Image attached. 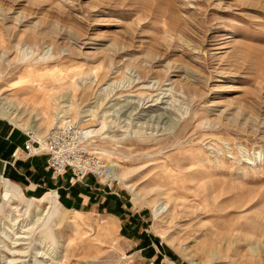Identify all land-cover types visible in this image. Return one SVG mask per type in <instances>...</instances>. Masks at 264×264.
I'll return each instance as SVG.
<instances>
[{"label":"rangeland","instance_id":"rangeland-1","mask_svg":"<svg viewBox=\"0 0 264 264\" xmlns=\"http://www.w3.org/2000/svg\"><path fill=\"white\" fill-rule=\"evenodd\" d=\"M4 103L118 179L0 186V264H264V0H0Z\"/></svg>","mask_w":264,"mask_h":264},{"label":"crops","instance_id":"crops-1","mask_svg":"<svg viewBox=\"0 0 264 264\" xmlns=\"http://www.w3.org/2000/svg\"><path fill=\"white\" fill-rule=\"evenodd\" d=\"M26 139L27 136L21 129L16 128L7 119H0V174H5L19 183L16 184L10 179L0 176L7 182V185L4 186L6 191H14L25 198L24 194L27 193L30 197H33L31 199L38 200L34 198L44 193L43 197H45L48 195V191L56 189L63 195V200L68 205H73L79 203V201H76L75 195L78 194L85 198L83 192H91V189L98 183L92 175L74 182L72 181L71 171L59 176L54 175L53 171L48 168L45 155L27 156L24 149ZM56 196L58 203L61 205L57 194ZM81 204H86V201L84 200Z\"/></svg>","mask_w":264,"mask_h":264},{"label":"built area","instance_id":"built-area-1","mask_svg":"<svg viewBox=\"0 0 264 264\" xmlns=\"http://www.w3.org/2000/svg\"><path fill=\"white\" fill-rule=\"evenodd\" d=\"M24 149L28 157L45 155L47 165L54 175L72 172V181L78 182L92 175L105 185H112L115 172L101 155L93 152L85 143V133L73 121H67L52 129L44 140L33 131H26Z\"/></svg>","mask_w":264,"mask_h":264},{"label":"bare ground","instance_id":"bare-ground-1","mask_svg":"<svg viewBox=\"0 0 264 264\" xmlns=\"http://www.w3.org/2000/svg\"><path fill=\"white\" fill-rule=\"evenodd\" d=\"M116 84V83H115ZM113 85V84H112ZM111 86V85H110ZM119 86V85H118ZM112 87V86H111ZM115 88V87H114ZM117 88V87H116ZM0 108H4V109H10V110H13L14 108L13 107H10V106H7L6 107V103H4V104H2V105H0ZM13 108V109H12ZM16 111V109H14V111L13 112H15ZM11 112V111H10ZM35 131V130H34ZM84 132V131H83ZM84 133H87V132H84ZM46 138V137H45ZM41 140H44V139H41ZM113 167L112 168H114L115 170L117 169V167H116V165H112ZM113 169V170H114ZM115 172V171H114ZM117 175L115 174V178L116 179H118L117 177H116ZM8 181V180H7ZM5 185H7V182H6V180L5 179H2L1 180V182H0V186H5ZM7 190H9V189H7ZM16 191V190H15ZM18 191V190H17ZM16 194V193H15ZM21 195H22V192H21ZM49 195H51V194H48V195H46L45 197H43L42 199H39L40 201H46L47 199H49L50 198V196ZM17 196V195H16ZM57 196L56 195H52L51 196V199L52 200H55V198H56ZM23 239V238H22ZM19 245V244H18ZM21 245V244H20ZM19 254H17V256H18Z\"/></svg>","mask_w":264,"mask_h":264}]
</instances>
